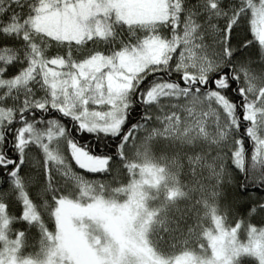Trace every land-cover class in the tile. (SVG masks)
Returning <instances> with one entry per match:
<instances>
[{
	"label": "snow or ice",
	"instance_id": "6c2138e0",
	"mask_svg": "<svg viewBox=\"0 0 264 264\" xmlns=\"http://www.w3.org/2000/svg\"><path fill=\"white\" fill-rule=\"evenodd\" d=\"M0 264H264V0H0Z\"/></svg>",
	"mask_w": 264,
	"mask_h": 264
},
{
	"label": "rangeland",
	"instance_id": "374dc122",
	"mask_svg": "<svg viewBox=\"0 0 264 264\" xmlns=\"http://www.w3.org/2000/svg\"><path fill=\"white\" fill-rule=\"evenodd\" d=\"M209 223H210V221H209Z\"/></svg>",
	"mask_w": 264,
	"mask_h": 264
}]
</instances>
